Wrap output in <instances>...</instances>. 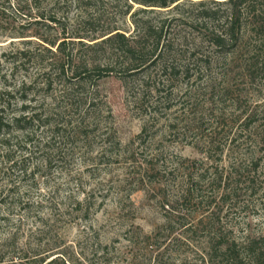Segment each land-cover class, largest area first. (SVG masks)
Listing matches in <instances>:
<instances>
[{
	"label": "rangeland",
	"instance_id": "1",
	"mask_svg": "<svg viewBox=\"0 0 264 264\" xmlns=\"http://www.w3.org/2000/svg\"><path fill=\"white\" fill-rule=\"evenodd\" d=\"M227 2L0 0V264H201L214 231L264 236V28L244 13L221 49L196 21L205 3L209 27L223 24ZM135 21H166L168 59L189 77L115 73L127 64L102 42ZM60 37L73 67L115 71L60 75L43 41Z\"/></svg>",
	"mask_w": 264,
	"mask_h": 264
},
{
	"label": "trees",
	"instance_id": "2",
	"mask_svg": "<svg viewBox=\"0 0 264 264\" xmlns=\"http://www.w3.org/2000/svg\"><path fill=\"white\" fill-rule=\"evenodd\" d=\"M138 3L147 5V6H158V7H168L172 3L177 2L178 0H134ZM231 5L229 14L225 16L224 22L221 25L214 26L213 28L209 27L210 22L219 20L216 17L217 11L209 10L205 7V3H200L203 8L199 11L196 17V21L199 24V28L206 29L209 33V38L211 43L215 44L218 48L226 49L229 46H234L237 41L240 39L239 32L241 30V24L239 22L240 16L244 13L251 18H260L262 27L264 28V0H228ZM6 10L3 5L0 4V10ZM44 17V16H43ZM49 19L52 23H61L59 18L54 14L51 16L45 17ZM165 22L154 25V24H145L138 26V23L135 21L138 27V32L135 35H132L131 38L127 37L124 33L117 31L109 35L102 43H117L116 55H119V58H122L124 63L127 64L121 72H115L119 76H127L130 73L140 71L142 69L154 67L160 65L162 72L168 74L169 78L173 75L176 76V73H183L189 77L191 66L185 64L179 68L174 62L169 61V48L171 44H166V26ZM140 29V30H139ZM62 38L48 40L43 39V41L51 46H55ZM66 39V38H65ZM62 40L57 49L63 54L59 61H51L50 64L53 65L57 62L59 67L60 75L66 76L68 70L71 71L72 79L79 81H84L88 79L100 80L108 75H111L115 71V64L110 62L105 65L95 66L93 68L80 66L73 67L74 56L70 53H66V40ZM25 54V53H24ZM253 62H250V66L257 67L258 61L257 57L251 58ZM68 68V69H66ZM52 67L50 68V70ZM125 71V72H124ZM0 107V139L4 141L2 133H6L9 130V124L4 122L2 117V112H4L5 105ZM33 118V117H32ZM32 119L30 118V121ZM20 119H14V122H19ZM1 200H4L2 198ZM211 245L209 251L205 256L201 257V264H264V236L261 237H248L243 241L231 240L228 241L225 239V236L221 232L214 231L209 234ZM39 262H45V259L42 258ZM54 260L50 261L48 264H52Z\"/></svg>",
	"mask_w": 264,
	"mask_h": 264
}]
</instances>
